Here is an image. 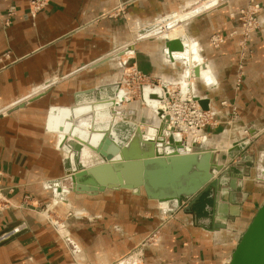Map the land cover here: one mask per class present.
Segmentation results:
<instances>
[{"label":"crops","instance_id":"0c3cea01","mask_svg":"<svg viewBox=\"0 0 264 264\" xmlns=\"http://www.w3.org/2000/svg\"><path fill=\"white\" fill-rule=\"evenodd\" d=\"M29 1L0 0V112L8 110L0 115V188L14 191L7 195L12 206L0 208V235L24 222L29 227L0 244V264H72L71 257L78 264L229 262L264 201V30L249 42L254 55L245 63L244 81L236 88L240 25L230 15L246 0H231L188 24L187 33L204 60L197 67L198 76L193 70L196 100L219 120H224L221 103H231L240 118L233 131L226 126L204 131V146L225 157L220 164L229 168L217 202L208 194L166 224L162 214L168 204L149 200L143 190L140 195L123 189L84 194L74 191L75 183L67 187L62 180L98 164L100 151H125L128 157L148 151L142 147L144 136L119 134L112 117L121 92L118 62L127 58L126 51L115 59L105 58L135 40L139 31L184 12L198 0H50L36 18L29 13ZM257 1L264 6V0ZM122 2H129L123 16L105 17ZM11 6L16 14L6 29L3 21ZM180 31H172L168 40ZM214 35L226 37L218 49L210 43ZM134 51L138 68L151 79L181 77L185 58L169 57L165 40L138 41ZM240 125L247 127L249 136L238 138ZM169 143L166 138L162 147L156 142L155 152L170 149ZM234 180L238 187L232 194ZM76 184L83 186L82 180ZM61 196V213L78 212L68 220L64 243L27 208V203L48 204ZM158 229L160 242L140 253L142 240Z\"/></svg>","mask_w":264,"mask_h":264},{"label":"rangeland","instance_id":"374dc122","mask_svg":"<svg viewBox=\"0 0 264 264\" xmlns=\"http://www.w3.org/2000/svg\"><path fill=\"white\" fill-rule=\"evenodd\" d=\"M230 1L231 0H198L197 2L191 4L184 12L182 13L177 12L165 16L164 18H161L158 22L149 26L147 30H143L142 32L139 31L138 36L136 37L135 40L121 46L120 48H118L117 50L106 56L105 60L113 59V58L115 59L117 58L118 54L125 51L127 55V58L119 60L118 62V68L120 71V77L118 79V84H119L118 89L121 92L117 98L118 104L116 108L111 109L113 114L112 117H114V119L116 120V124H117L116 128L118 129L119 134L120 132H122L123 135L126 136L130 135L131 137V135L134 134L135 130L139 128L141 130L139 136L142 137L145 136V139L152 140L153 135L154 137L160 135L162 136L163 141L165 140V138L170 141L169 143L171 145L169 146L170 150L174 149V144H175L174 140H176V137L173 136L171 132L167 131V129L165 128L163 129L161 123L162 117H159L157 115L156 109L154 107H156L157 110L160 109L159 106L163 100V92L166 93L167 89L172 91L179 89L180 87L179 83L184 80L185 74H187V72H189L193 68V65L195 64L194 59L197 60L195 54L198 52H195L194 47H196V50H198V47L195 45L196 42L194 43L193 39L187 33L188 24L193 22V20L202 17L203 15H205L210 11L228 5ZM49 2L50 0H30L28 5L30 15L36 18L41 12L45 10ZM127 3L129 2H122L115 9L105 14V17L116 19L123 16L125 14ZM15 14H16V7L11 6L8 9L7 14L5 15L3 21L4 27L6 29L11 26L12 19L15 16ZM263 14H264V6L262 4H260L257 0H246V3L236 13L230 15V17L233 20L237 21L238 24L240 25V32L238 34L241 38L238 43L239 55H247L246 61L244 62V67L247 60L251 59L252 56L254 55V50L249 45L251 38L256 34L263 32L264 30ZM176 29H179L182 32L177 36L176 39H180L185 46V53L181 54L185 58L184 60L185 64L184 67H182L181 77L177 80L170 79L165 82H163L160 79H151L150 77H148L147 75L143 74L140 71V69L137 66V62H135V56H136L134 51L135 45L138 41L144 39H155V38L160 40H165V44H166V42L170 41L168 40V36L172 31H175ZM235 35L237 34L235 33ZM215 39L221 40L222 43L219 46H214L212 42ZM171 40H175V39H171ZM225 40L226 37L224 36L214 35L211 37L210 43L215 49H218L224 43ZM199 55H200V51H199ZM145 87L150 88L152 90L158 87L159 94H161L160 96L162 97V100L154 104L145 102V99L143 101V90L145 89ZM240 87L241 86L236 85L237 89ZM229 105L233 108H236L231 103ZM222 109H223L224 120L217 119L220 124L215 128H210V129L215 130V129H219L220 126H226L228 132L233 131V127L235 126V123H237L240 118L237 108L235 109L236 114H234L232 110L229 109L225 110L223 107ZM7 113L8 110L2 111L0 112V115H6ZM107 117L109 118L110 116ZM89 124L93 125L92 118ZM238 127H239L238 132H240L239 135L237 134L238 138H240L241 136H246L244 133V128L245 130L248 131L247 127L242 125ZM204 136L205 135L202 134L203 140L200 141L198 140L197 142L195 141L194 145L197 146L196 151L210 150L207 146H204ZM247 136H249V133ZM219 140L221 139L219 138ZM219 155L220 153L217 152L218 161L220 163L225 157L221 159L219 158ZM224 160H226V158ZM95 161L97 162V160ZM69 177L70 176H66V178L63 179L62 182L66 184L67 187H72V180ZM13 193H14L13 190L4 191V189L0 188V208H7L12 206V203L7 195ZM63 200L64 197L61 196V198L59 199L54 198L53 201L48 204L38 203L37 205L32 206L31 204L27 203V208L34 210V212L39 217H41L48 226H50L54 230V232L57 234L60 240L64 243L63 240L66 238L64 235V230L67 229L68 220L73 216H76L78 212L72 211L66 214L61 213L59 211V206H65L64 203L62 202ZM187 204L188 201L185 200L182 202L181 206L176 209L168 207L169 209H166L165 212L162 211L163 212L162 215L164 218L163 222L165 224L168 223L170 220H172V218L176 214H178L179 211L184 210ZM28 228L29 227L27 223L24 222L12 228L11 230L4 232L3 234L0 235V238L10 234L15 229L19 230L18 232L4 238L0 242V244L20 234L22 231L28 230ZM160 238H161V230L160 229L155 230L154 232H152L142 240L139 246V252L141 253V250H144L145 247L157 245L160 242ZM71 258H72V264H78L77 262L78 260L76 258L74 257ZM118 264H124V263H121L119 261Z\"/></svg>","mask_w":264,"mask_h":264},{"label":"water","instance_id":"95a60500","mask_svg":"<svg viewBox=\"0 0 264 264\" xmlns=\"http://www.w3.org/2000/svg\"><path fill=\"white\" fill-rule=\"evenodd\" d=\"M165 47L172 59L175 54L185 52L184 43L180 39L166 42ZM198 72L196 68L195 76L199 75ZM153 98L162 100L161 96L155 94ZM156 113L159 117L163 115L161 110H156ZM139 132L141 130L137 128L133 136L139 135ZM156 142L162 147L160 135H153L152 140L146 139L142 143L143 149H148L143 155L128 157L124 151L122 159L119 160L115 159L118 150H113L111 155L100 151L101 161L98 164L85 168L76 176H71L70 173L69 176L75 183L74 191L96 194L104 189H123L140 195L143 190L149 200L167 203V209H176L183 201H188L186 212L198 205L208 194L212 195L216 203L218 188L229 169L219 164L216 150L196 151L197 146L194 145L192 153H189L187 146L179 142L174 145L173 150L165 149L164 154H160L155 152L158 147ZM103 149L106 150V146ZM248 170L247 167L246 171ZM246 176L249 177L250 174L247 173ZM78 180H82L83 186L76 184ZM230 186L231 193H235L238 180L232 181ZM229 264H264V201L242 234Z\"/></svg>","mask_w":264,"mask_h":264},{"label":"built area","instance_id":"2783aa9c","mask_svg":"<svg viewBox=\"0 0 264 264\" xmlns=\"http://www.w3.org/2000/svg\"><path fill=\"white\" fill-rule=\"evenodd\" d=\"M221 43L222 41L218 39L212 42L214 46H219ZM246 57L247 55H240L236 80L237 86H241L244 81V62L246 61ZM194 62L193 70L201 66L204 60L199 55V62L196 59H194ZM192 69L185 74L184 80L179 83L180 87L177 89L179 91L167 89L166 93L163 92V100L160 104L161 107L159 106V110L163 113L161 120L163 129L165 128L167 131L171 132L173 136L176 137V140L184 143V145L203 140L202 134H204L205 130L215 128L220 124L216 114L209 110H203L196 100L192 89L194 83L192 81H195ZM160 95L161 94H158V96ZM221 106L225 110H232L234 114H236V108L231 107L228 102H222ZM244 133L246 136L248 135V131L245 130V128ZM18 231L19 230L15 229L10 234L0 238V242L7 236ZM225 264H229V262Z\"/></svg>","mask_w":264,"mask_h":264},{"label":"bare ground","instance_id":"6f19581e","mask_svg":"<svg viewBox=\"0 0 264 264\" xmlns=\"http://www.w3.org/2000/svg\"><path fill=\"white\" fill-rule=\"evenodd\" d=\"M180 33H182L181 31H180ZM185 53V52H184ZM192 65V64H191ZM153 94H155L156 96L159 94V90H158V88H156V89H150V88H145L144 89V92H143V96H144V99H145V102H147V103H158V101L159 100H157V99H154L153 98ZM102 105V104H101ZM104 105V104H103ZM97 107V106H96ZM101 108V107H100ZM103 108V107H102ZM102 108H101V110H102ZM105 108H106V106H105ZM156 110H157V108L156 107H154ZM92 110V109H91ZM90 110V111H91ZM96 110V109H95ZM94 110V111H95ZM97 110H98V108H97ZM81 111V110H80ZM90 111H88V112H90ZM67 112V111H66ZM77 112V111H76ZM79 112V111H78ZM92 112V111H91ZM97 112V111H96ZM105 112V111H104ZM103 112V113H104ZM106 112H108V111H106ZM105 112V113H106ZM64 113V112H63ZM81 113V112H80ZM100 113V112H99ZM98 113V114H99ZM104 113V114H105ZM69 114H70V112H69ZM76 114V113H75ZM101 114H102V112H101ZM100 114V115H101ZM108 114V113H107ZM79 115V114H78ZM95 116H96V113L94 114ZM70 116V115H69ZM98 116V115H97ZM99 117V116H98ZM101 117V116H100ZM105 117V116H104ZM55 118H56V115H52V116H50V128L51 129H53V127H54V123H55ZM102 118V117H101ZM86 120V119H85ZM57 127V126H56ZM58 128H59V126H58ZM73 129V128H72ZM66 130H67V128H66ZM54 131V130H53ZM74 132H80L81 134H84V132L81 130H78L77 128H75L74 129ZM89 133H91V132H89ZM139 133H141V132H139ZM71 135V134H70ZM83 137V136H82ZM179 141V140H178ZM194 144H195V142H191L189 145H186L187 146V148H188V152L189 153H192V147L194 146ZM90 145V144H89ZM154 148H155V146H154ZM113 149V148H112ZM157 152L158 153H160V154H164V153H162L161 151H160V149H158L157 150ZM122 157H123V154L122 155H117L116 156V158L115 159H117V160H119V159H122ZM220 164V163H219ZM222 166L224 165V164H221ZM230 262V261H229Z\"/></svg>","mask_w":264,"mask_h":264}]
</instances>
